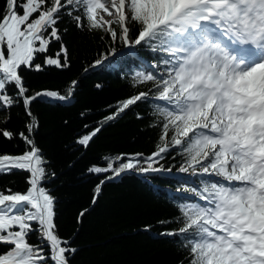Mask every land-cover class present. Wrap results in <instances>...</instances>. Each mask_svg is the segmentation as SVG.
I'll list each match as a JSON object with an SVG mask.
<instances>
[{"label": "snow or ice", "instance_id": "1", "mask_svg": "<svg viewBox=\"0 0 264 264\" xmlns=\"http://www.w3.org/2000/svg\"><path fill=\"white\" fill-rule=\"evenodd\" d=\"M72 29L104 42L86 72L119 66L118 57H135L140 69L130 74L135 93L85 122L76 143L87 149L138 104L151 112L136 118L158 136L150 154L118 153L88 168L110 173L92 203L122 174L172 175L188 187L170 196L176 215L157 223L176 224L160 235L178 245V264H264V0H0V149L5 140L24 145L0 150V176L26 174L24 191L0 186V264H71L77 251L59 232L55 172L35 141L32 105L70 101L79 81L64 94L26 82L46 67L70 69ZM141 50L151 54L146 65ZM13 109L22 110L19 131L7 127ZM174 170L187 175L177 180Z\"/></svg>", "mask_w": 264, "mask_h": 264}, {"label": "trees", "instance_id": "2", "mask_svg": "<svg viewBox=\"0 0 264 264\" xmlns=\"http://www.w3.org/2000/svg\"><path fill=\"white\" fill-rule=\"evenodd\" d=\"M65 39L73 52L70 69L46 67L42 72L28 73L26 82L35 91L59 90L64 94L68 82L79 81L70 101L38 100L32 105L38 119L35 141L50 161V171L55 172L48 187L57 198L59 232L77 249L71 264H178V245L172 237L160 235L176 224L159 225L157 221L171 220L176 215L177 203L170 196L176 195L177 189L185 191L188 185L176 183L171 175L146 178L130 172L106 181L96 203H92L95 187L110 173L91 174V165L104 164L103 157L118 153L154 151L156 130L147 127V120L136 118L137 112L147 116L151 109L144 104L133 106L122 118L103 127L87 149L76 143V138L86 131L85 122L94 125L107 114L109 106L135 93L130 74L140 70L136 58L118 57L119 66L106 64L86 72L105 50L100 34L72 29ZM138 55L145 63L151 59V54L144 50ZM11 115L7 127L19 131L23 127L22 110L13 109ZM23 149L19 140H5L0 150L15 154ZM25 175L0 176V186L24 191ZM84 209L88 211L78 222ZM145 225H151L150 231L144 230Z\"/></svg>", "mask_w": 264, "mask_h": 264}, {"label": "water", "instance_id": "3", "mask_svg": "<svg viewBox=\"0 0 264 264\" xmlns=\"http://www.w3.org/2000/svg\"><path fill=\"white\" fill-rule=\"evenodd\" d=\"M46 102H51L52 100L49 98V99H44Z\"/></svg>", "mask_w": 264, "mask_h": 264}]
</instances>
